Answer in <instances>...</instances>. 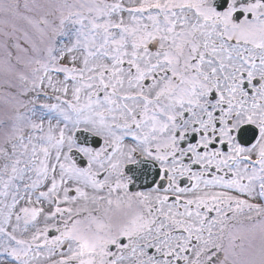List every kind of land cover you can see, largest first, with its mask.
Masks as SVG:
<instances>
[{
    "label": "snow or ice",
    "instance_id": "snow-or-ice-1",
    "mask_svg": "<svg viewBox=\"0 0 264 264\" xmlns=\"http://www.w3.org/2000/svg\"><path fill=\"white\" fill-rule=\"evenodd\" d=\"M0 264H264V0H0Z\"/></svg>",
    "mask_w": 264,
    "mask_h": 264
}]
</instances>
